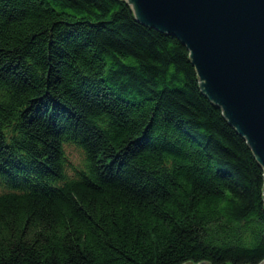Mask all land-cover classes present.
<instances>
[{"label":"trees","instance_id":"obj_1","mask_svg":"<svg viewBox=\"0 0 264 264\" xmlns=\"http://www.w3.org/2000/svg\"><path fill=\"white\" fill-rule=\"evenodd\" d=\"M263 261L264 168L177 36L0 0V264Z\"/></svg>","mask_w":264,"mask_h":264},{"label":"water","instance_id":"obj_2","mask_svg":"<svg viewBox=\"0 0 264 264\" xmlns=\"http://www.w3.org/2000/svg\"><path fill=\"white\" fill-rule=\"evenodd\" d=\"M125 1L138 21L187 46L204 93L264 168V0Z\"/></svg>","mask_w":264,"mask_h":264},{"label":"rangeland","instance_id":"obj_3","mask_svg":"<svg viewBox=\"0 0 264 264\" xmlns=\"http://www.w3.org/2000/svg\"><path fill=\"white\" fill-rule=\"evenodd\" d=\"M68 152L70 154V157H71V160L74 164L78 165L80 160H81V155L80 153L78 152V150H76L75 148L73 147H70L68 149Z\"/></svg>","mask_w":264,"mask_h":264}]
</instances>
